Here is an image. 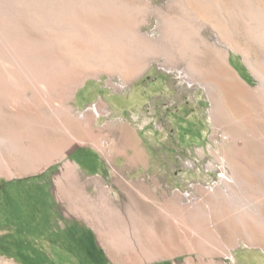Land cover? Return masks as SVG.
<instances>
[{"label": "rangeland", "instance_id": "obj_1", "mask_svg": "<svg viewBox=\"0 0 264 264\" xmlns=\"http://www.w3.org/2000/svg\"><path fill=\"white\" fill-rule=\"evenodd\" d=\"M174 1L0 0V20L3 17L9 26H19L21 23L25 28L21 32L18 29L16 31L22 34V38L28 45L26 56L45 59L44 55H46L48 69L45 72H48L50 81L48 82L47 79L48 83H46L40 80L42 88L45 87L44 90L49 97L54 96L56 99L59 97L58 99L65 103V108L70 109L69 117L72 115L75 90L88 79H106L107 86L121 94L127 92L129 85L134 81H137L134 84L135 89H141L142 86H144L143 89H154L151 92L154 95L152 98L147 97L143 105L129 113L126 112L127 114L119 112L116 115L103 106L100 110V118L93 119L95 126L109 125L114 123L112 121L130 123L138 142L139 157L143 159L142 164L108 167L102 155L108 160L109 151L106 150V155L93 148L77 150L69 157L88 162V173L109 175L110 168L111 178L106 179L104 189L109 194L113 205H116L113 208L120 210L124 217L130 216L127 212L126 197L131 191L137 197L133 198L136 200V206L132 205V208L139 211H141L140 204L144 201L145 204H149L153 212H156L157 206L154 203L158 202L157 198L160 202L165 198H171L174 203L176 202L175 204H179L178 207L189 204L190 211L193 210L192 205L201 199L211 203H216L217 199L231 200L233 227L240 225V216L246 217L251 225H257L259 216L264 217V202H260V198L264 199L262 188L264 187V97L256 98V95L247 92L244 86L252 89L259 84L256 73L261 70L257 71V66L264 64V40L259 39V36L262 37L264 26V0H242V3L241 0H235L236 5L233 7L236 6L233 12L235 16L230 13L231 16L233 15L231 18H234L230 19L236 25L234 29H240L242 32L231 31L230 34L224 32L226 37L229 35V38L218 33L219 29L214 22V16L223 14L222 10L227 0L223 2L220 0L178 1L180 4L183 3L184 9L187 8L184 10L187 15L184 19L186 24H189L187 26L190 30H198V38H204L208 43L219 44L225 51H223L224 55L220 54L217 62H213L208 55V47L206 48V44L197 37L194 39L191 36V39L184 40L186 45H183L181 60L176 54L177 60L173 59L175 47L172 45V38H167L169 40L166 41L165 46L159 45L156 41H153L152 47L143 46L145 40L156 39L159 36L157 26L159 19L163 16L156 13L154 9L158 7V9L166 10L174 5ZM222 3L225 4L224 7L221 6ZM237 4L242 6V8L239 7L241 10ZM188 5L192 6L191 8L195 7L193 12ZM237 10L241 15L238 12L235 13ZM193 16L196 18L194 19ZM38 18L45 19L44 29L47 31L41 32L45 36L41 33L37 34L31 26L30 30V24H41ZM168 22L171 24L172 18ZM240 22L244 23L243 26L239 24ZM7 25L0 28L8 34L11 30ZM258 26L261 27V31L258 30L259 28L254 29ZM6 27H8L7 30ZM24 31H27V34ZM254 32L258 36H255ZM34 34L37 35L34 36ZM46 41L47 44L44 45L48 53H44L42 49ZM84 43L89 44V51L86 53L82 47ZM39 46L43 47L40 49ZM124 51L130 53V56L133 51L136 55H132L131 58L133 57L134 61L140 60L143 65L141 69L128 77L127 86L123 82L121 65H119L120 52ZM1 54L0 52V75H5L6 80L0 86V109H12L11 107L15 109L18 105L28 106L36 100V87L40 86L41 82L23 79L22 69L12 68ZM252 61L256 62L251 66L249 62L252 63ZM109 64L116 65V68H113V71L108 70ZM189 67H194L198 73L189 74L191 71ZM216 67L223 72L225 78L236 84L237 90L240 89L238 95H232L230 91H227L226 84L219 82L214 75ZM261 67L264 68V65ZM50 74L61 78L53 82L55 80L50 79ZM89 84L94 85L92 81ZM88 88L89 86L79 92V98L82 96L83 100H87L88 95L84 92L86 90L89 92ZM96 90L103 91L99 87H96ZM6 98L11 103L10 106L5 103ZM110 98L122 106L130 100L122 95H113ZM5 104L8 108L3 106ZM48 108L50 109V106ZM128 152L131 153V150L129 149ZM110 157L121 158L122 155L113 153ZM46 163L43 161L34 171L11 175L14 179L11 181L3 182V177L0 175V264H121V258L125 254L119 256L110 252L105 242L98 237L96 230L93 232L89 229L83 232L85 237L83 234L82 238L88 236L95 239L96 235L97 243L101 246L97 243L95 246L92 245L91 252L74 245L71 238L63 239L64 241L60 238L61 232L58 227L62 224L57 221L58 209L55 207L56 209L53 210L57 213H52L50 208L53 205L45 186L47 173H50L45 170ZM56 165L50 169L54 170ZM126 176L131 180L125 181ZM94 177L101 178L98 175ZM116 179L123 181L122 187ZM248 182L255 185L249 188L245 184ZM93 194L97 196L99 192L94 189L90 195ZM103 198L102 196L97 200L100 201ZM60 205L64 206L62 202ZM177 209L174 220L176 237L172 241L174 240L180 250L173 255L138 264H244L240 252L245 249L256 250L264 258V251L257 243L245 242L238 237L242 236V234L239 235L240 232L237 234L230 232L229 237L226 230L221 228H219L218 237L223 249L219 250V253L210 255L208 261L206 257L196 252L184 250L178 240V233L182 231V211H179L180 208ZM257 212L259 216H256ZM186 213L188 211L185 212V216ZM215 214L217 216V213ZM52 215L53 219H51ZM6 217L10 219L9 223ZM217 218L211 222L220 227L222 220ZM95 224L97 225L96 222ZM89 240L92 243L91 239ZM103 257L106 258L105 261Z\"/></svg>", "mask_w": 264, "mask_h": 264}, {"label": "bare ground", "instance_id": "obj_2", "mask_svg": "<svg viewBox=\"0 0 264 264\" xmlns=\"http://www.w3.org/2000/svg\"><path fill=\"white\" fill-rule=\"evenodd\" d=\"M178 1L179 0H175L174 5L172 7H169L166 10H164L163 8L158 9V7L154 9V11L156 13H159L163 16V18L161 17L159 19L161 22L158 21L159 24H158L157 28L159 31V36L156 39H152V38L150 39L149 38L148 40H145L144 45H143V46H146L149 48V47H152L154 45L153 41H156V43L158 42L159 45L161 44V45L165 46L166 41H168L170 38H172L171 39V41H173L172 45H173V47H175L173 59H176V60H177V58H175V54L179 58L180 55L182 54L181 51L184 48L183 45L184 44L186 45L184 40L188 39V38L191 39V36L194 39L196 37L197 38L199 37L198 36V30L191 31L190 28L187 26L189 24H186L185 19H184V16L186 15L184 10H186L187 8L185 7L186 9H184L182 6L183 3L180 4ZM220 1L223 2V0H220ZM235 3H236L235 0H227V4L225 7L223 6L225 4L222 3L221 6L224 7V10H222L223 12L222 11L221 12L224 15L221 14L218 17L214 16L215 17V21H214L215 25L219 29V32L218 31L217 32L221 33V35H223L225 37H226V33L230 34L231 31L232 32L241 31L240 29L239 30L234 29V27L236 25L231 20V19H234V18H231V17H233V15L231 16V14L234 12V9L236 8V6H235V8H233L234 5H236ZM241 3H242V0H241ZM31 4H32V2H31ZM170 4H172V3H170ZM169 6H171V5H169ZM237 6H238V4H237ZM240 6H238V8ZM191 7L192 6L188 5V8H191ZM223 7H222V9H223ZM101 8H103V7H101ZM193 8H195V7L193 6ZM193 8H191L192 9L191 12L194 11ZM241 8H242V6H241ZM245 8H247V7H245ZM148 10H150V9H148ZM239 10H241V9L239 8ZM187 12H189V11H187ZM236 12L239 13L238 10L235 11V13ZM199 13H200V11H199ZM246 13H248V12H246ZM193 14H195V12ZM199 15L201 16V13ZM234 16H235V14H234ZM102 17H104V16H102ZM105 17H106V15H105ZM193 17H194V19L196 18L195 16H193ZM204 17H205V15H204ZM22 18H23V16H22ZM170 18H172L171 24L168 22V21H170ZM56 19H58V18H56ZM239 19H240V17H239ZM239 19L238 20L236 19V20L239 21ZM3 20H5V18L3 19V17H2V19L0 20V27L4 28L7 24L5 23L6 20L4 22H2ZM38 20H39L38 22H41L40 25H38V24L37 25H34V24L31 25L30 24L29 27L31 26L32 30H35V32L37 34H40L42 32V30H45L44 28H45L46 24L44 21L45 19L41 20L40 18H38ZM198 20H200V19H198ZM241 21H243V20L241 19ZM252 21H254V20H252ZM261 23H262V21H261ZM101 24H102V22H101ZM201 24H199V25H201ZM239 24H242V26H243L244 23L240 22ZM7 26L11 30L8 34L5 33L4 30H2L3 28L2 29L0 28V52L2 53L1 54L2 58H4L6 61H8L7 63H9V65H12V68L15 69V67H16V69H17V67H18V69L19 68L22 69L21 74H23L22 76H24L23 79H27L30 81H40V80L46 81L48 79V82H49L50 80L48 77V72H45L48 69L47 68L48 67V65H47L48 60H47L46 55H44L45 59H41L40 56H39L40 58H37V56H33V58L29 57V55L26 56V54H27L26 49L28 48V45L26 44V42L22 38V36H21L22 34L21 35L19 34V32H21L24 27L21 25V23L19 26H9V25H7ZM8 27H6L5 29L7 30ZM26 27H28V26H26ZM31 27H30V30H31ZM237 27H239V25ZM245 27L247 28V26H245ZM245 27H242V28H245ZM251 27H252V23H251ZM228 28H229V30H228ZM258 28H259V26L257 28L255 27L254 29H258ZM260 28L258 29L259 31H261ZM16 29H18L19 32L16 31ZM218 29H216V30H218ZM262 29H263L262 30L263 32H262V34L260 33L262 35V37L259 36L260 40H264V26L262 27ZM54 30L55 29L53 28V31ZM226 30H228V31H226ZM236 30H238V31H236ZM248 30H251V29L248 28ZM46 31L47 30H45L44 33ZM252 31H251V33H252ZM24 32L27 34V31H24ZM224 32H226V33L224 34ZM44 33H41V34H43V36H45ZM37 34H34V36ZM63 34H65V33H63ZM84 34H85V32H84ZM253 34L255 36H258L257 33H255V32ZM38 36H40V35H38ZM38 36H37V38H38ZM23 37H25V36H23ZM41 37H42V35H41ZM168 37H169V39H167ZM42 38H41V40H42ZM134 38H137V37H134ZM226 38H229V35H227ZM33 39H34V37H33ZM45 39H47V38H45ZM198 39H200V41H202L203 44L204 43L206 44V48L208 47V49H209L208 55L211 56L213 62H215V61L217 62V60L220 58V54H223L225 52L223 50V48L220 47L219 44L208 43L207 41H205L204 38L201 39V37ZM48 41H49V39H48ZM28 42H29V40H28ZM35 42H36V40H35ZM84 42H85V40H84ZM44 44H47V41H46V43H43V45ZM50 44H51V42H50ZM41 45H42V41H41ZM39 47L41 49L43 46H39ZM53 47H54V45H53ZM82 47L85 50V53L89 51V49H88L89 44L88 43H84L82 45ZM192 47H193V45H192ZM42 49H43L44 53L45 52L48 53L46 51L45 45ZM161 49L162 48H160V50ZM128 50H131V49H128ZM29 51H30V49H29ZM31 51H32V49H31ZM33 52H35V51H33ZM166 53L167 52H165V54ZM72 54H74V53H72ZM129 54L130 53H127L126 51H124V52H120L121 56L119 55L120 56L119 65H121L120 69L122 72L121 73L122 77H126L127 74H133V73L137 72L143 66L140 60L134 61L135 59L133 57L131 58V56L132 55L134 56V54H135V53H133V51H132L131 56ZM178 54H179V56H178ZM71 58H73V57H71ZM180 60H181V57H180ZM174 62H175V60H174ZM254 62H256V61H254ZM254 62L253 61H252V63L249 62V64L252 66L254 64ZM73 63H75V62H73ZM176 63H177V61H176ZM111 64H113V63H111ZM213 65H214V63H213ZM262 65H264V64H262ZM261 66L258 65L257 66L258 70L256 69L257 71L261 70V72L256 73V76L259 80V84L255 87H253L252 89H249V86L248 87L244 86V89L247 92L256 95V98L259 97L260 99H262L264 97V77H263L264 68H262ZM113 68H116V65H110L109 64V67L107 69L113 71L112 70ZM190 69H191V71L189 72V74L193 73V72L198 73L194 67H192ZM214 75H216V77L218 78L220 83L224 82L226 84V86L228 87L227 91H230V93L232 95H238L240 89L237 90L236 84L233 81L230 82L228 80V78H225L223 75V72L219 68H217L215 70ZM50 76H51L50 79L55 80L53 82H56L58 80V78L59 79L61 78L60 76L54 77L51 74H50ZM19 77H20V75H19ZM20 78H22V77H20ZM20 78H18V79H20ZM14 79H15V77H14ZM5 80H6L5 75L4 76L0 75V86H2L4 84ZM48 82L46 81V83H48ZM216 82H218V81H216ZM50 83H52V82H50ZM32 85H35V84H32ZM43 85H45V83ZM40 86L38 85L36 87V89H37L36 100L33 101L32 103H30L28 106L18 105V106H16L15 109L13 107H11L12 109H4V110L0 109V172H4L6 174H9L10 172H13V171L18 172V173L34 171L41 165V163H43V161L46 162L51 157L52 153H55V149L52 146H50L49 143L47 142V139L45 138L46 137L45 133H47V131L52 132L58 126L57 121L59 119L57 118V116L60 113L62 103H64V102L62 100L60 101L58 99L59 97L57 99L54 98V96L52 98L49 97L48 93L45 92V90H44L45 87L42 88V82H41ZM52 87H53V84H52ZM2 90L8 91L6 89H2ZM53 91H55V90H53ZM5 103H7V105L11 104L7 98H6ZM3 106H6V104ZM48 106H50V109L48 108ZM6 107L8 108V106H6ZM66 116H68V115H66ZM58 123H61V122H58ZM61 131H63V130H61ZM101 149H104V147H102ZM56 150H57V148H56ZM220 151H221V149H220ZM223 153H222V155H223ZM224 158H226V157H224ZM245 184L247 187L249 186V188H250L254 183L252 184L251 182H248ZM239 185H237V186H239ZM262 188L264 189V187H262ZM131 199L129 196L126 197L127 212L130 213L129 217H128V215L126 216L127 218L124 217L125 215L123 216L121 214L120 210L113 208L116 205H113V202L111 200H109V198L105 199L104 205H102L101 200L100 201L97 200L96 208L94 209V213H93V218L95 220L94 222L97 223V225L95 227H96L97 233L99 235V238L103 242H105L109 251L112 252L113 254H116L119 256L122 254H125V256H122V258H121V261H122L121 264H138L140 262L143 263V261L146 262L147 260H152V259H155L158 257L170 256V255H173L174 253H176L177 251H179L180 250L179 246H177L175 244L174 240L172 241V239H174L176 237V232H175L176 228L174 226L175 225L174 220L176 218L175 215L177 214V210H178L177 208H180L179 211H182V215H181L182 217L180 216L182 219L181 220L182 221V231L178 233L179 234L178 240H179V244L181 245L182 248H184V250H188L190 252L193 251V253L196 252L197 254L206 257L207 261H208L210 259V255L215 254L217 252L219 253V250L223 249L222 244L220 243V240L218 237L220 234L219 228H221V229H224V231L226 230L225 232H226L227 236L231 235V234H229L230 232H235V234H237V232H240L239 235L242 234V236H238V237H241L242 239H244L245 242L251 241V242L257 243L264 251V217L261 215L259 216V212H257L256 216H259L258 224L257 225H251V223L247 222L246 217L244 218L243 216H240L241 217L240 218L241 222L239 223L240 225H238L237 227L235 225V227H233L234 225H232L233 224L232 221L234 222V219H233L234 217H232V215H231L232 212L230 211V208L232 207L233 202L231 200H220L219 201L217 199L216 203L215 202L211 203V202H208V200L206 201L204 199H201V200H198L196 202V204L194 203L195 205L194 204L192 205V207L193 206L194 207H193V210L190 211L191 208L188 207L189 204H188V206L182 204L178 207L177 205H179V204H175L176 202L174 203L171 200V198H165V200L164 201L161 200V202H160V199L157 198L158 202H156V203L153 202L157 206V211L153 212L151 210V207L149 206V204H145L144 201H142V204H140L141 211L133 209L132 205L136 206L135 205L136 200H133V198H131ZM262 201L264 202V199L260 198L261 203H262ZM71 205H72V203H71ZM129 205H131V206H129ZM187 208H188V210H187ZM98 210L99 211L102 210V211L99 212ZM187 211H188V213H186V216H185V212H187ZM215 213H217V216ZM187 214H189V215H187ZM217 217L222 220V224L220 227H218V225H213L211 222V221H213V219H215ZM177 218H178V216H177ZM222 233H223V231H222ZM241 253H242V256H241L242 261L244 264H264V258L256 250L251 251V250L245 249L242 252H240V254ZM229 254L230 253H227V255H229ZM232 255H234L233 252H232ZM232 255L230 254V256H232Z\"/></svg>", "mask_w": 264, "mask_h": 264}, {"label": "crops", "instance_id": "obj_3", "mask_svg": "<svg viewBox=\"0 0 264 264\" xmlns=\"http://www.w3.org/2000/svg\"><path fill=\"white\" fill-rule=\"evenodd\" d=\"M130 75L131 74H127L126 77H122L123 82L126 83L125 86H127V80ZM90 81H92L95 86L89 84ZM106 81L107 80L103 78L88 79L79 85L75 90L72 101V115L70 117L66 116L71 114L70 109L65 108V103H62L60 113L57 116L60 121L56 120L58 126L52 132L47 131V133H45L47 142L55 149V153H52L51 155L52 158L50 157L46 161L47 166L45 170L50 171V173H47V184H45V186L53 205L50 208L52 209V213L56 212L53 210L55 207L58 209L59 216L57 221L62 224L58 227L59 232H61L60 238L62 240L71 238L73 239L72 241L74 245L76 244L82 249L85 248L90 250V252L91 246H95L97 243L95 233V239L89 238L88 236L87 238L82 237L85 231L91 229L94 232V230H96L93 213L96 208L97 197H104L101 199L102 205H104L105 199L109 198V194H107L104 189V183H106V179L108 180L111 178L110 168L109 175L106 173H88V162L85 163L82 159L77 161L75 159H70L69 157L77 150L93 148L98 152L101 153L102 151L105 154L109 151L107 156L108 160L102 155L108 167L112 165L137 166L138 163L142 164L143 159L139 157L138 142L131 129L130 123L112 121L114 123H110L109 125L95 126L93 119L100 118V110L103 106L109 108L108 110L116 115L119 112H125V114H127L133 109H137L140 105H143L147 97L152 98L154 96L151 93L154 90L152 88L143 89L144 86H142L141 89H135L134 84L137 81L131 83L128 91L124 92V94L114 92L110 86H107ZM88 86L89 92H87V90L84 92L85 95H88L87 100H83L82 96L79 98V92L85 90ZM96 87L102 88L103 91L98 92ZM134 94L137 95L135 96ZM113 95H122L130 100L126 105H118L110 98L111 96L113 97ZM68 124L70 127L67 126ZM102 147H104V149H101ZM129 149L131 150V153L128 152ZM113 153H116L118 156L122 155V157H110ZM55 164H57L55 168L56 170H51L50 168ZM15 174L19 173L14 171L9 174L0 172V175L3 177V182L14 180L11 175ZM96 175L100 176L102 179L95 178L94 176ZM124 180H131V178L126 176ZM116 182L120 184V187L123 186L121 184V182H123L121 179H116ZM132 186L134 185L132 184ZM94 189L99 192L97 196H95V194L90 195ZM127 194V197L129 196L134 199L137 198L131 191ZM60 202H62L64 206H61ZM51 219H53V215ZM8 220L10 219L6 217V221L9 223L10 221ZM89 239H91L92 243ZM90 252H88V255H90ZM105 257H103L104 261L106 259Z\"/></svg>", "mask_w": 264, "mask_h": 264}]
</instances>
